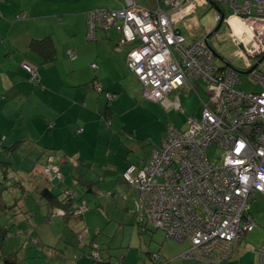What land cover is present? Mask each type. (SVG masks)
I'll return each mask as SVG.
<instances>
[{
	"label": "crops",
	"instance_id": "1",
	"mask_svg": "<svg viewBox=\"0 0 264 264\" xmlns=\"http://www.w3.org/2000/svg\"><path fill=\"white\" fill-rule=\"evenodd\" d=\"M134 1L145 8L154 7L153 0L145 4ZM211 1L217 3V0ZM123 2L0 0V228L7 229L10 224L0 247V262L2 256L14 254L17 264L158 263L150 254L145 258L141 246L135 256L130 250H120L123 252L117 257L100 251L99 261H91L87 257L90 243L97 244V241L91 231L81 227L83 220L91 222L98 215L89 212L81 191L66 183L67 175L74 185L85 187L86 193L93 194L94 188H102L101 184L111 181V176L121 178L129 164L147 162L152 151L161 146L169 127L178 130L170 125L157 143L144 142L152 139L149 134H144L145 128L152 125L148 112H162L161 106L180 111L179 96L182 94L172 92L161 102L144 96L143 85L127 66L131 46L121 43L117 31L119 22L108 28L97 27L94 37H87L88 12L117 10ZM206 4L210 5L207 0H186L182 12L173 14L172 26L186 42L204 38L211 31L198 15L206 11ZM223 10L222 23L240 41V46L246 41L244 32L254 33L264 24L259 19L236 18ZM45 38L52 41L53 60L45 61L30 48L32 41ZM68 50L75 55L73 60L69 58ZM24 65L35 70L37 77L33 81ZM172 94L174 98L169 97ZM141 147L147 157L136 160L132 155ZM97 156L111 157L104 164ZM116 156L121 158L122 164L118 165ZM49 166L58 168L61 179L45 173ZM95 171L100 172V178L94 181ZM120 181V185L113 181L117 194L100 192L95 199H105L103 203H108V199L118 195L126 214L132 208L126 199L128 192H138L137 202L139 191ZM43 188H51L61 202L69 189L74 205L83 201L87 209L79 219L61 218V212L40 197ZM103 207L106 214L110 212L108 204ZM134 217L135 210L134 231L146 232L147 226L140 225ZM9 234L18 237V254L15 250L4 252ZM175 242H166L157 252L161 264H203L193 259L180 260L178 256L189 244L180 247L178 244L183 243ZM240 243L235 245L228 260L218 264H253L255 256ZM41 257L46 261L42 262L44 258Z\"/></svg>",
	"mask_w": 264,
	"mask_h": 264
},
{
	"label": "built area",
	"instance_id": "2",
	"mask_svg": "<svg viewBox=\"0 0 264 264\" xmlns=\"http://www.w3.org/2000/svg\"><path fill=\"white\" fill-rule=\"evenodd\" d=\"M153 2L151 9L124 0L120 9L88 12L87 37L93 38L97 27L119 22L121 43L131 46L127 66L143 85L146 98L161 102L172 92L202 90L207 99L202 101L201 116L188 118L186 131L169 127L148 162L129 164L121 178L139 191L138 223L146 220L168 238L188 242L180 255L183 259L218 264L253 230L250 207L256 194L264 196V75L256 69L248 73L259 91L238 88L240 73L227 64L215 65L204 38L186 42L173 28V14L182 12L186 0ZM217 4L236 18L264 21V0H217ZM263 27L252 33L253 45L245 56H264ZM67 54L75 58L70 50ZM251 67L247 63L246 71ZM24 68L33 81L35 70ZM217 150H222L219 158ZM45 173L61 179L56 167L45 168ZM86 209L82 201L76 216ZM91 246L88 257L97 259V245ZM255 253L257 264H264V242Z\"/></svg>",
	"mask_w": 264,
	"mask_h": 264
},
{
	"label": "rangeland",
	"instance_id": "3",
	"mask_svg": "<svg viewBox=\"0 0 264 264\" xmlns=\"http://www.w3.org/2000/svg\"><path fill=\"white\" fill-rule=\"evenodd\" d=\"M148 0H136L137 3L145 4ZM205 7L206 11L199 12L198 15L202 17V23L204 25H208L211 31L215 29L217 26V22L214 20V9L211 5ZM210 31V32H211ZM246 35V41L244 42L243 46H240L239 40L234 38L227 30L224 24L221 25L218 31H216L210 38H209V45L214 53L217 55L218 58H214V64L221 66L223 64H228L230 67L234 68L240 73L241 85L238 88L244 90L245 92H257L259 91L258 84H254L251 79L249 78L248 74L243 73L246 71L247 63L251 65H255L257 62L260 61L259 64L256 66V70L264 75V57L261 58H251L250 56H245L247 52L246 46L248 47L253 45L252 41V33L244 32ZM141 90V89H140ZM175 93V92H173ZM177 95V94H176ZM170 98H174L172 94L169 96ZM207 99V95L200 90L198 93L195 92H188L179 96L180 101V111L174 108H168L167 106H161L162 112L159 111H149L148 116L151 120V124L148 128H145L144 134H149V136L153 139L145 140V143H157L159 138L162 137L164 130L170 126H175L179 131H186L188 128V124L186 123V119L188 117L199 118L202 111V102L201 100ZM183 111V112H182ZM140 139V138H139ZM136 140V141H139ZM137 144L142 145L143 142H138ZM136 152L135 155H132L134 159H144L147 157L145 152L142 153V147ZM222 154V150L216 151L217 158L220 157ZM89 155V152L87 156ZM112 156V155H111ZM109 156V158L111 157ZM117 157L118 165L119 163L122 164L121 158ZM97 159H102L104 164L109 161V158L105 156H97ZM110 167V166H108ZM111 168V167H110ZM62 173V172H61ZM100 172L95 171L93 175V180H98ZM66 183L68 185H72L74 189L80 190L82 193V197H84L85 201L88 202V206L90 208L89 212L96 213L98 217H95V220L91 222H82V229H86L91 231L94 234V237L97 241L98 246L95 248L98 252H105L109 253L117 257L116 255L119 252H123L120 250H130L134 256L139 253L138 248L141 246L143 253L145 254V258H149V254L157 253L160 248H164L162 245H166L167 243L173 244L171 238L166 237V235L162 231L154 230L149 225H147V231L143 232L141 229L140 231H134L133 227V211L135 210V217L137 213V202L136 197L138 196V192L130 191L128 192L127 202L132 207L129 211L124 214L123 212V204L122 199L118 197V195H113L110 199L107 200L108 203H103L105 199H95V196H100V192L102 194H106L112 192L117 194V190H114L113 181L117 182V185H120V180L118 176L115 175L111 176L109 182L102 183V188L98 186L94 188L93 194L86 193V188L78 185H74L73 182L70 181V178L66 175ZM116 185V186H117ZM53 187V186H52ZM75 194H78L76 192ZM125 195V192L123 193ZM256 202L253 203L251 208V213L255 218L256 226L252 232H250L246 238L241 242L243 248L246 249L252 256V250L258 247L262 241L264 240V196L260 194H256ZM91 199V200H89ZM113 200V201H111ZM106 201V200H105ZM138 201V200H137ZM109 206L110 212L105 213L103 205ZM136 220V219H135ZM144 223L146 224L147 221L145 220ZM145 238L143 242H141L142 238ZM17 236H13L9 234L7 236V240L4 246V252L10 253V251H14L15 253H19L20 245L17 243L18 239ZM20 239V238H19ZM176 243V242H175ZM180 247L187 246V242L183 244H178ZM130 247V248H129ZM19 248V250H16ZM183 250V249H182ZM186 251V250H185ZM245 251V250H244ZM245 251V253H246ZM22 253V252H21ZM20 255V254H19ZM161 257V256H160ZM22 257L18 259L21 260ZM44 258V257H41ZM132 258V257H131ZM178 258L183 260L181 256ZM134 259V258H133ZM99 260V259H98ZM184 260H191L190 258H185ZM46 261L45 258L42 262ZM93 261V260H91ZM96 262V261H94ZM2 264V261L0 262Z\"/></svg>",
	"mask_w": 264,
	"mask_h": 264
},
{
	"label": "trees",
	"instance_id": "4",
	"mask_svg": "<svg viewBox=\"0 0 264 264\" xmlns=\"http://www.w3.org/2000/svg\"><path fill=\"white\" fill-rule=\"evenodd\" d=\"M217 4V3H216ZM223 10V9H222ZM223 12H224V10H223ZM219 22V21H218ZM217 22V23H218ZM30 48L33 50V51H35V52H37L38 54H40V55H42L43 56V59L45 60V61H49V60H53V55H52V52H53V49H52V41L49 39V38H45V39H42V40H37V41H32L31 42V44H30ZM228 65V64H227ZM147 162H148V160H147ZM147 162H145V163H147ZM144 163V164H145ZM136 165V164H135ZM143 164H138V166H142ZM50 175V174H49ZM48 176V175H47ZM48 178L49 177H46V179L48 180ZM121 180H122V178H121ZM123 181V180H122ZM48 182V181H47ZM128 186V185H127ZM69 191H71V190H69V189H67V192H69ZM69 193H71V192H69ZM69 193H67L66 194V197H65V199L61 202V201H58L57 200V196L56 195H54V193H53V190L51 189V188H43V189H41L40 190V192H39V195H40V197L42 198V199H44V200H46V203H48V205L49 206H51L53 209H55V210H58V211H60V212H63V214L64 215H62L61 216V218H74L75 220L76 219H79V218H81V215H78V216H76V209H77V204L76 205H74V203H73V201H72V198L70 197V194ZM36 200L35 198H31V200ZM255 199H256V197H255ZM254 203V202H253ZM253 203H252V205H253ZM252 205H251V207H250V214L252 215V213H251V208H252ZM52 209V210H53ZM252 217H253V215H252ZM254 218V217H253ZM254 220H255V218H254ZM140 225H144V226H147V225H149L152 229H154L149 223H143V222H140L139 223ZM255 226H256V222H255ZM255 226H254V228H255ZM7 227L9 228L10 227V224H7ZM7 228V229H8ZM253 228V229H254ZM7 229H5V228H0V247L2 246V244H3V239H4V237L6 236V234L8 233V230ZM154 230H156V229H154ZM158 231H160V230H158ZM253 231V230H252ZM251 231V232H252ZM18 233H21L20 231H17ZM163 232V231H162ZM165 235H166V233L165 232H163ZM167 237V236H166ZM246 238V237H245ZM244 238V239H245ZM244 239H242V240H240V241H238L237 243H240V242H242ZM263 242H264V240L262 241V243L258 246V247H256L254 250H252V253L254 254V256H255V262L253 263V264H257V257H256V253H255V250H257V249H259L260 247H261V245L263 244ZM182 243H184V242H182ZM188 243V242H187ZM236 243V244H237ZM93 244H96L95 242H91L90 243V252H89V254H91V252H92V246L91 245H93ZM189 244V243H188ZM97 245V244H96ZM98 246V245H97ZM234 248H235V246L233 247V250H234ZM233 250H232V253H233ZM98 251V250H97ZM231 253V254H232ZM89 254L87 255V257L89 256ZM97 254H98V252H97ZM182 254V253H181ZM180 254V255H181ZM156 255H158L159 256V258L158 259H155V256ZM151 259H153V260H155L156 262H158V263H160L161 264V262H159L160 261V259H161V257H160V255L159 254H157V253H153V254H151ZM230 257H231V255H230ZM229 257V258H230ZM89 258V257H88ZM228 258V259H229ZM90 260H93V261H96V262H98L99 260V255H98V257H97V259H93V258H89ZM227 259V260H228ZM226 261V260H225ZM225 261H223V262H225ZM157 263V264H158ZM222 263V262H221ZM2 264H17V262H16V259H15V256H14V254H10V255H7V256H2Z\"/></svg>",
	"mask_w": 264,
	"mask_h": 264
},
{
	"label": "water",
	"instance_id": "5",
	"mask_svg": "<svg viewBox=\"0 0 264 264\" xmlns=\"http://www.w3.org/2000/svg\"><path fill=\"white\" fill-rule=\"evenodd\" d=\"M207 2L211 5V7L214 9V16L215 14H219L221 16L220 21L217 23V26L215 27V29L211 32H209L208 34H206V36L204 37L205 41L207 42V45L209 46V48L211 49L210 45H209V38L216 32L219 30V28L221 27V25L223 24V18H224V12L222 10V8L219 7L218 4H216L215 2L211 1V0H207ZM211 51L213 52V55L215 58H218L217 55L214 53V51L211 49ZM264 57V56H263ZM263 57L261 59H263ZM259 62H257L255 65H252L250 70H247L243 73L248 74L251 70L255 69L257 64H259Z\"/></svg>",
	"mask_w": 264,
	"mask_h": 264
},
{
	"label": "clouds",
	"instance_id": "6",
	"mask_svg": "<svg viewBox=\"0 0 264 264\" xmlns=\"http://www.w3.org/2000/svg\"><path fill=\"white\" fill-rule=\"evenodd\" d=\"M220 18H221V16H220ZM220 21V20H219Z\"/></svg>",
	"mask_w": 264,
	"mask_h": 264
}]
</instances>
